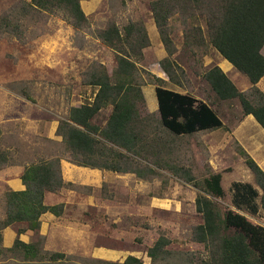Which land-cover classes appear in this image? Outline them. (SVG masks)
Segmentation results:
<instances>
[{"label": "rangeland", "instance_id": "374dc122", "mask_svg": "<svg viewBox=\"0 0 264 264\" xmlns=\"http://www.w3.org/2000/svg\"><path fill=\"white\" fill-rule=\"evenodd\" d=\"M23 1L29 0H0V14L15 18ZM79 1L88 17L85 27L76 29L61 11H34L23 19L22 38L0 33V149L9 158V164L0 169V220L5 217V193L20 187L24 166L63 156L57 125L70 107L93 101L97 89L88 84L93 67L102 64L108 74L115 69L114 51L97 37L110 22L121 29L130 21H141L147 31L149 45L137 62V77L149 108L157 105L154 88L160 83L156 77H161L164 87L212 105L227 127L241 114L237 99H218L204 78L216 65L218 52L207 40L193 48L187 45L178 16L168 21L173 48L168 56L151 15V0ZM162 60L173 62V81L163 72ZM110 110V105L100 110L93 123L102 127ZM148 111L158 120L157 107ZM225 131L222 127L169 141L174 166L156 168L148 178L107 171L97 187L67 183L65 190H73L66 191L68 203L60 217L46 222L44 233L18 232L25 222L0 230V248L12 246L19 238L36 244L40 257L30 260L17 251H6L0 254V264H94L97 259L121 262L127 255L141 258L142 264H199L206 251L192 238L194 226L202 221L195 209L196 195H207L222 212L238 211L229 185L241 173L242 156L235 143L223 140ZM185 169L199 184L214 169H222L224 195L212 196L186 181ZM81 203L87 208L79 207ZM160 235L169 239L165 247L169 254L154 262L147 250ZM52 252L61 256L50 259Z\"/></svg>", "mask_w": 264, "mask_h": 264}, {"label": "trees", "instance_id": "16d2710c", "mask_svg": "<svg viewBox=\"0 0 264 264\" xmlns=\"http://www.w3.org/2000/svg\"><path fill=\"white\" fill-rule=\"evenodd\" d=\"M149 7L168 56L173 53L168 21L176 15L183 25L187 45L193 48V45H204L207 40L248 77L251 87L240 91L219 66L213 65L204 73L218 99H237L241 114H252L264 129V0H151ZM17 9L15 18L0 14V33L22 38L23 19L34 11H61L76 29L88 24L79 0H29L23 1ZM97 37L114 51L115 69L108 74L102 64L93 67L88 75V84L97 89L93 101L70 107L68 116L57 125L56 133L64 144L63 156L39 159L24 166L20 176L24 189L5 193L6 210L5 217L0 220V230L16 222L26 223L18 232L38 230L43 213H62L63 203L46 205L43 198L46 191L56 192L66 185L60 163L63 157L78 166L130 172L148 178L156 173V168L174 166L171 161L174 149L169 150V141L201 130L224 127L212 105L189 93L164 87L160 84L161 77H156L160 83L154 88L158 112L155 121L148 111L137 77V62L143 57L142 50L149 45L141 21H130L121 29L115 22H110L99 30ZM160 65L167 78L173 81V62L162 60ZM109 105L111 110L105 124L102 127L94 124L95 115ZM239 149L255 183L262 190L260 207L264 212V172L246 151ZM7 164L9 158L0 149V169ZM221 178L220 172H211L199 184L190 169H185L186 181L215 197L224 195ZM233 185L236 190L238 185ZM240 186L252 188L247 184ZM194 203L202 221L194 226L192 238L203 244L206 251L199 264H264V226L232 209L222 212L215 201L201 193L196 195ZM235 204H238L237 200ZM167 244L169 239L163 235L154 241L147 250L152 261L166 259L169 254L165 248ZM6 251H17L30 260L41 255L36 244L19 238H15L12 246L0 248V254ZM60 256L57 252L49 254L50 259ZM92 263L143 262L137 256L127 255L121 262L97 259Z\"/></svg>", "mask_w": 264, "mask_h": 264}, {"label": "crops", "instance_id": "0c3cea01", "mask_svg": "<svg viewBox=\"0 0 264 264\" xmlns=\"http://www.w3.org/2000/svg\"><path fill=\"white\" fill-rule=\"evenodd\" d=\"M218 55L219 56L216 61V65L221 68V70L231 79V81H233V83L236 85V87L240 91L248 90L251 87V83L248 77L242 72L238 71L232 65V63H230L222 55H220L219 53ZM155 107H157L156 104L150 105V108L148 107V110L152 111ZM222 121L224 124V128H226L227 130L225 131L222 137L223 140L229 141V143L231 144L235 143L238 149L242 148L244 151H246V153L256 162V164L264 172V129L255 120L254 116L252 114L242 115L239 113L237 118H234V120L230 122V125L228 127H227V123L224 120ZM217 129L219 128L211 129V130H201V131L202 132L203 131H215ZM201 131H198V132H201ZM240 159L243 165L241 169V173L237 174L236 177H234L235 179H233L229 185V187L231 188V199L234 202L233 206L238 209L237 212L245 215L248 219H250L254 223L264 226V212L262 211L260 207V195L262 193V190L255 183L253 174L251 173L250 169L244 163L243 158L241 157ZM61 171H62L63 181L64 183H66V185L67 183H71L74 186L75 185H84V186L90 185V186L97 187L102 184L105 174L108 170L78 166L68 161H62ZM214 172H220L221 175L223 174L222 169H214L212 173ZM222 181H223V175L221 178V182ZM233 184H237L238 188H239V185H244V184H247L252 188H249V187L242 188L243 186H240L239 190H237L238 188L235 190ZM19 185L20 187L15 190L24 189V185L22 184V181L20 182ZM66 185L61 187L56 192L46 191L44 193V198H43L44 203L46 205H54V204L63 203V211H64V208L66 207L68 203V200L65 197L66 191L67 192L73 191V190H65ZM255 193H257V196H253ZM235 198L238 201V204H235L236 203ZM81 202H83L82 198H81ZM85 202H86V205H88L89 202L88 201H85ZM81 206H84L85 208H87V206H85V204L83 203H81L79 207ZM60 215H55L50 212L43 213L40 216V227H39L40 229L38 230H40L41 233H44L47 229L46 222L50 221V223H52L55 221L54 219L57 217H60ZM26 230L34 231L30 229H26Z\"/></svg>", "mask_w": 264, "mask_h": 264}]
</instances>
